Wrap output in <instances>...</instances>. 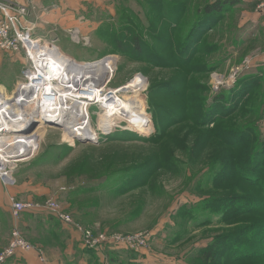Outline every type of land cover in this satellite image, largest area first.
I'll return each instance as SVG.
<instances>
[{
    "label": "rangeland",
    "instance_id": "374dc122",
    "mask_svg": "<svg viewBox=\"0 0 264 264\" xmlns=\"http://www.w3.org/2000/svg\"><path fill=\"white\" fill-rule=\"evenodd\" d=\"M214 1L20 2L34 24L81 25L85 45L67 30L56 40L73 57L68 62L81 68L112 62L106 92L138 80L139 88L125 93L143 117L134 124L113 114L103 126L93 103L89 122L98 142H80L57 126L35 131L38 150L17 163L15 188L0 182V250L14 229L33 250L3 264H32L26 255L37 250L42 264L51 255L66 264H264V20L253 18L256 1L239 0L214 14L191 48L185 43L190 29L206 21L203 9ZM135 36L137 51L118 52L119 41L132 48ZM108 55L117 59L103 58ZM240 66L236 81L242 79L243 89L235 103L211 109L217 94L235 86L226 83ZM22 67L0 51L7 92ZM214 75L221 84L214 85ZM250 168L254 176L263 171L257 182L247 177ZM10 194L40 204L55 199L93 237L106 240L90 247L49 211L15 217ZM111 236L119 241L110 242ZM238 245L252 252L238 256Z\"/></svg>",
    "mask_w": 264,
    "mask_h": 264
},
{
    "label": "built area",
    "instance_id": "2783aa9c",
    "mask_svg": "<svg viewBox=\"0 0 264 264\" xmlns=\"http://www.w3.org/2000/svg\"><path fill=\"white\" fill-rule=\"evenodd\" d=\"M257 9H264V0L257 5ZM28 14V5L12 0H0V51L7 53L12 58L19 59L21 62L23 61L21 79L15 83L13 89L7 92L5 86L0 84V182L8 190L16 185L14 170L17 163L23 159H29L38 150L41 137H32L33 133L39 128L45 127L46 129L54 126L48 123L50 120L62 126V115L59 113L61 107L65 114L64 117L69 119L72 111H70V105H73L72 101L60 97L61 93H65L67 86H64L65 79L61 77L62 68L53 59L54 52L47 45L60 47L53 39L37 36L36 33L33 35L35 26L28 21ZM67 34L75 43L82 41L85 45L88 41L87 37L82 36L77 28L67 29ZM58 51L56 52L58 53ZM111 56L115 57L108 55L103 58ZM115 59L117 58L115 57ZM240 71L241 66L229 75V83L226 84L233 85ZM101 90L102 94L107 93L102 87ZM23 115L26 116V119ZM30 120L36 123L34 129L30 133L24 134L26 135L24 142L12 144L8 137H14L12 134L19 133L17 131L19 129L28 128ZM100 132L98 130V133ZM88 138L91 142H98L99 140V137ZM33 139L36 140L35 143L32 142ZM8 203L12 215L15 217L23 212L49 211L63 223L69 224L79 231L85 243L90 247L106 240V236L93 237L90 230L84 229L75 222L69 213L62 212L58 201L55 199H48L45 204H40L16 200L14 195L10 194ZM109 241H119V237L111 236ZM32 250L33 247L24 240L17 229H14L6 246L0 250V264L16 254L27 253ZM36 254L40 260H43L40 251L37 250Z\"/></svg>",
    "mask_w": 264,
    "mask_h": 264
},
{
    "label": "bare ground",
    "instance_id": "6f19581e",
    "mask_svg": "<svg viewBox=\"0 0 264 264\" xmlns=\"http://www.w3.org/2000/svg\"><path fill=\"white\" fill-rule=\"evenodd\" d=\"M47 47L54 52L53 59L61 66V77L65 79L64 86H67L64 91L65 93H61L60 97L68 99L73 103V105H70V111H72L70 112V117H68L69 119L64 117L65 114L64 111H62V107L59 111L62 115L61 123L64 125H62L63 130L70 131L68 133H70L72 137L76 136L72 133L73 131H75L77 136L82 138L95 137L96 134L93 131L92 123L89 122V119L92 121L89 112L90 106L95 102L101 108L100 118L103 126H106L110 118L113 117V114H118L123 118L128 119L131 123L135 122L134 124L140 122L143 114L136 108L134 101L126 95L127 93H125H132L137 90L141 84L138 80H130L125 85L122 84L121 86L114 87L112 88V91L102 94L101 87L103 86V83L107 80L109 81L112 75V62L105 63L95 68H81L69 63L70 61L68 62L66 57L69 59H73V57L57 46L51 47L50 45H47ZM56 51H58V53ZM217 76L218 75H214L215 86L221 82V78ZM24 134L28 133L19 132L12 134L14 137L11 138L10 136L8 137V140H10L12 144L16 142H24L23 140L26 138V135ZM32 137H36L35 132ZM32 142L35 143V139H33Z\"/></svg>",
    "mask_w": 264,
    "mask_h": 264
},
{
    "label": "trees",
    "instance_id": "16d2710c",
    "mask_svg": "<svg viewBox=\"0 0 264 264\" xmlns=\"http://www.w3.org/2000/svg\"><path fill=\"white\" fill-rule=\"evenodd\" d=\"M238 1L239 0H215L212 3V5H209L206 8H204L203 9V15H206V21H203L202 24H199L201 21L194 22L193 27L190 29V34L187 37V40H185V43H186V41H187V43L190 42L191 48H193L194 46H197V40L202 35V33L205 32L206 30L210 29L211 26L213 25V24H208V23H209L210 19L214 16V14H219L224 9V7H226V6H233L236 3H238ZM198 24L200 25L201 28L202 27L203 28L200 30V32H195L194 31L195 30V27ZM131 44H132V48H130L129 44L128 45L127 44L124 45L123 43H121L119 41L118 42V45H119L118 46V52H122L123 53V50H126V49L137 51L138 50V46L140 44L138 36H135V37L132 38ZM234 85L235 86L234 87H231V89H229L227 91H224V92L222 91V92H220L219 94H217L215 96L214 101L212 103L213 105H215V107H212L211 109H214L216 107L217 108L215 110L220 109V108L227 109V108H229L231 105H233L235 103V101L237 100L236 97H238V95H240L238 92L243 89V87H242V85H243L242 79L241 80H237ZM226 94H228V95H226ZM205 117L208 118L209 121H212L213 120L211 118L212 117L211 114L210 115L208 114ZM157 120L159 121V118H157ZM231 138L232 137H230V139ZM249 165H253L252 164V160L249 163ZM249 171L251 173L247 177L249 179L253 180V182H257L256 179H260L261 173L263 172L260 169V172L261 173L258 176L257 175L254 176L253 175L254 174L253 168H250ZM13 188H15V186ZM234 251L235 252L242 251L241 253L238 254V256L239 255H245L247 253H251L252 252V250L251 251H246L245 248H243V246L241 247V245H238V247H236Z\"/></svg>",
    "mask_w": 264,
    "mask_h": 264
},
{
    "label": "crops",
    "instance_id": "0c3cea01",
    "mask_svg": "<svg viewBox=\"0 0 264 264\" xmlns=\"http://www.w3.org/2000/svg\"><path fill=\"white\" fill-rule=\"evenodd\" d=\"M12 1H15V2H23V0H12ZM245 2H247L248 0H243ZM253 1H256L257 4H256V7H255V10H256V14L254 15V19H262L264 20V9L263 10H258L257 9V5L262 2L263 0H253ZM250 2H252V0H250ZM57 14L59 16H62L61 14H63L62 12L58 13ZM257 14L259 16H257ZM43 15H46V14H43ZM64 15V14H63ZM260 20V21H262ZM34 24V23H33ZM35 26V33L37 34V36H41L43 38H47V39H53L55 42L56 40L58 39V36L64 32V30H67L69 29L70 27H67V26H60V25H57L58 27H56V29L52 26H47L45 24H34ZM54 28V29H53ZM74 28H77L79 31H80V34L83 36L85 33L87 32H84V29L81 27V25H78V27H74ZM81 28V30H80ZM67 33V31H66ZM51 36V37H49ZM71 247V246H70ZM36 252H31V253H28L26 256L27 258L31 261L32 264H42V263H39L37 260H36V255H35ZM73 263V262H72ZM72 263H69V264H72ZM44 264H66L65 262H60L57 258H55L53 255H51V260H48L46 261V263ZM74 264V263H73Z\"/></svg>",
    "mask_w": 264,
    "mask_h": 264
},
{
    "label": "water",
    "instance_id": "95a60500",
    "mask_svg": "<svg viewBox=\"0 0 264 264\" xmlns=\"http://www.w3.org/2000/svg\"><path fill=\"white\" fill-rule=\"evenodd\" d=\"M23 117L26 119V116H25V115H23ZM48 123H49L50 125H54V126H57V127H62L59 123H57V122H55V121H51V120H50V121H48ZM35 126H36V123L30 120V123H29L28 128H26V129H19V130H17V131H19V132H23V133H30V132L34 129ZM75 137H76L77 140H79L80 142H84V141H88V140H89L88 137H87V138H82V137H79V136H75Z\"/></svg>",
    "mask_w": 264,
    "mask_h": 264
}]
</instances>
